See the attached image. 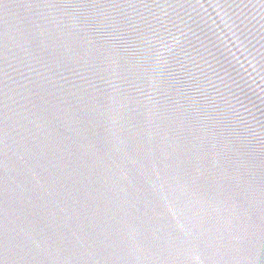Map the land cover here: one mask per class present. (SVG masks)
I'll use <instances>...</instances> for the list:
<instances>
[{
	"label": "water",
	"instance_id": "95a60500",
	"mask_svg": "<svg viewBox=\"0 0 264 264\" xmlns=\"http://www.w3.org/2000/svg\"><path fill=\"white\" fill-rule=\"evenodd\" d=\"M0 264H264V0H0Z\"/></svg>",
	"mask_w": 264,
	"mask_h": 264
}]
</instances>
